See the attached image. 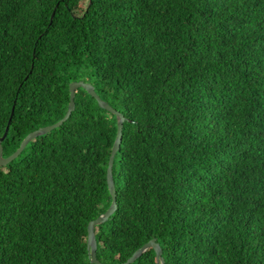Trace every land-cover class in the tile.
Wrapping results in <instances>:
<instances>
[{
    "label": "trees",
    "instance_id": "1",
    "mask_svg": "<svg viewBox=\"0 0 264 264\" xmlns=\"http://www.w3.org/2000/svg\"><path fill=\"white\" fill-rule=\"evenodd\" d=\"M75 80L125 117L101 262L155 238L165 264H264V0H0L4 157ZM74 103L0 165V264H94L117 120L82 87Z\"/></svg>",
    "mask_w": 264,
    "mask_h": 264
},
{
    "label": "water",
    "instance_id": "2",
    "mask_svg": "<svg viewBox=\"0 0 264 264\" xmlns=\"http://www.w3.org/2000/svg\"><path fill=\"white\" fill-rule=\"evenodd\" d=\"M77 87H82L83 89H85V91L89 95L93 96L96 99V101L98 102L100 107H102V108L108 110L109 112H111L112 114H114L116 116V120H117L116 137H115L114 143L112 145V148H111V151L109 154V158H108V162H107V168H106V181H107V188H108V191H109L110 196H111V203H110L109 207L103 213L98 215L96 218L90 220L87 224V249H88L89 260L91 263H94V264H104L96 256L97 241L95 238L94 227L97 224H101V223L105 222L110 217V215L112 213H114V211L117 208L116 191H115V185H114V180H113V176H112V166H113L114 156L120 147V143H121V139H122V126H123V122L125 120V117L121 112H119L118 110L113 108L109 103H107L106 101L101 99L99 97V95L95 92L94 87L91 83L84 81V80H75V81L70 82L69 86H68L69 103H68L67 110H66L65 114L63 115V117L53 124L42 126V127H39L37 129L29 132L21 140V142L17 148L10 155L4 157L3 156L2 141L5 138L7 131H8V128H9L11 116H12L13 111H14V104H13L11 107V111H10V115H9L7 125L5 126L3 134L0 135V165H4V164L10 162L11 160H13L14 158H16L31 139H33L39 135L50 132L52 129L59 127L65 120H67V118L69 117V115L71 114V112L74 110V107H75L74 94H75V89ZM148 248L154 249L155 255L158 259L159 264H165L164 258L162 256V249H161L159 243L156 241L155 238H151L149 241H147L142 246H140L138 249H136L132 253V255L130 257H128L125 261H123L121 263H116V264H130V263H132L138 256H140Z\"/></svg>",
    "mask_w": 264,
    "mask_h": 264
}]
</instances>
